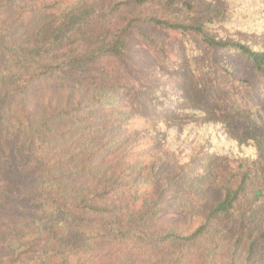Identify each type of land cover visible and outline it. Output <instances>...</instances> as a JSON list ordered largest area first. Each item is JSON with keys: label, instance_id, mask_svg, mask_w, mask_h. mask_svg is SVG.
Instances as JSON below:
<instances>
[{"label": "trees", "instance_id": "trees-1", "mask_svg": "<svg viewBox=\"0 0 264 264\" xmlns=\"http://www.w3.org/2000/svg\"><path fill=\"white\" fill-rule=\"evenodd\" d=\"M144 52L185 56L202 107L261 104L264 0H0V264H264V151L219 153L223 120L174 107Z\"/></svg>", "mask_w": 264, "mask_h": 264}, {"label": "rangeland", "instance_id": "rangeland-1", "mask_svg": "<svg viewBox=\"0 0 264 264\" xmlns=\"http://www.w3.org/2000/svg\"><path fill=\"white\" fill-rule=\"evenodd\" d=\"M47 1L48 0H27V3L36 6L42 2L46 3ZM95 1L100 4L102 3L104 5H111L112 2H116L117 0ZM49 21V19L40 17L36 18L37 24L34 31H47L48 29H50ZM144 54L145 56L139 68L140 72L142 71L145 74L165 75L167 77L175 78L173 85L167 83L166 86L161 85L159 87L161 91L166 94L165 99L171 100L175 103L174 107L176 105L177 107L181 106V108L183 109L201 110L207 115L206 121L208 122H218L220 120H223V123L220 124L221 128H218L219 125L215 128L218 132V136H222L225 134L227 138L224 141L218 142V145L216 142L217 149L218 146H220V149L218 150L219 153L223 155L228 154L229 158L235 161L246 156V151L244 150L245 148H252L256 153L264 151V98L262 101L260 100L261 104H237L228 113L219 112L210 107H202L200 105V99L198 96L199 92L193 87V84L191 82V74L189 73L185 56L181 57V62L178 64L175 71L167 72L150 55L148 56L146 52H144ZM179 103H181L180 106H178ZM163 121H166V119H163ZM138 123H140V119L135 122V124ZM167 123L171 124L170 127H173L176 124V121H171L168 119ZM186 128L187 125H185V133ZM138 129H141V127ZM178 129L179 132H181L183 126H179ZM222 129L223 131H221ZM207 139L210 138L208 137ZM142 152V150H139L136 154H139L140 157L143 155ZM147 154H156L157 157H160L162 155V152L151 151ZM193 175L197 176L199 175V172L197 171L193 173ZM199 184L200 185L197 186V189H200V186H202V181L199 182ZM214 195V191L212 192L210 190L205 193L204 199L198 203H189L185 201V215L187 217L192 215L193 221L195 223L192 226V229L198 226V217H200V212L202 211V209L210 202L216 201V196L214 197ZM251 221L256 229H261L264 226V211H255ZM23 257H29V261L23 264H38L40 262L37 257H32L30 255H23ZM222 257V264H246L245 258L244 256H242L241 249L237 250L234 254H232V251H230V253H227V251H223ZM217 264H219V261Z\"/></svg>", "mask_w": 264, "mask_h": 264}]
</instances>
